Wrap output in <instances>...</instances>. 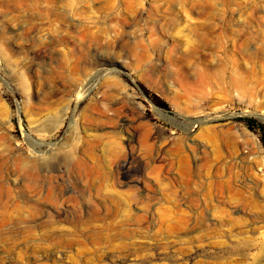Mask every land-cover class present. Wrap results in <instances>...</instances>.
Listing matches in <instances>:
<instances>
[{"label": "rangeland", "instance_id": "1", "mask_svg": "<svg viewBox=\"0 0 264 264\" xmlns=\"http://www.w3.org/2000/svg\"><path fill=\"white\" fill-rule=\"evenodd\" d=\"M239 117L264 0H0V264H264Z\"/></svg>", "mask_w": 264, "mask_h": 264}, {"label": "trees", "instance_id": "2", "mask_svg": "<svg viewBox=\"0 0 264 264\" xmlns=\"http://www.w3.org/2000/svg\"><path fill=\"white\" fill-rule=\"evenodd\" d=\"M142 89L145 90L144 87H142ZM145 93H146V95L151 97L158 106L169 110L168 104L165 101H163L162 99H160L158 96H156L154 94H151V93H149L146 90H145ZM238 119L243 120L247 124V126L250 127V128H254L255 125H257V127L262 132V141H263V144H264V128H263L262 124L257 123L256 120L254 118H251V117H239Z\"/></svg>", "mask_w": 264, "mask_h": 264}, {"label": "bare ground", "instance_id": "3", "mask_svg": "<svg viewBox=\"0 0 264 264\" xmlns=\"http://www.w3.org/2000/svg\"><path fill=\"white\" fill-rule=\"evenodd\" d=\"M119 15V14H118ZM122 15V14H121ZM118 17V16H117ZM124 21V20H123ZM122 22V21H121ZM94 107V106H93ZM91 108H92V106H91ZM91 108H90V110H91ZM98 112H99V114L100 115H103L105 112H103L101 109L99 110L98 108H95ZM95 109H93V110H95ZM96 112V111H95ZM112 112V111H111ZM92 114V113H91ZM94 114V113H93ZM90 116H93V115H90ZM89 116V117H90ZM98 116V115H97ZM86 117V116H85ZM91 118V117H90ZM100 118H101V116H100ZM92 119V118H91ZM93 119H94V117H93ZM92 119V120H93ZM98 119H99V117H98ZM104 119V118H103ZM122 119V118H121ZM125 120V119H124ZM88 120H86V122H87ZM97 121H99L100 122V120H97ZM107 121V120H106ZM121 121V120H120ZM95 122V121H94ZM94 122H92V124L94 123ZM102 122V121H101ZM96 123V122H95ZM94 123V124H95ZM103 123V122H102ZM123 123V122H122ZM88 124V123H87ZM89 124H91V123H89ZM98 124V123H97ZM96 124V125H97ZM100 125H101V123H100ZM87 126V125H86ZM93 126H95V125H93ZM98 126H99V124H98ZM87 127H89V126H87ZM88 129V128H87ZM95 138V137H94ZM31 168V167H30ZM92 171V170H91ZM100 176V175H99Z\"/></svg>", "mask_w": 264, "mask_h": 264}]
</instances>
